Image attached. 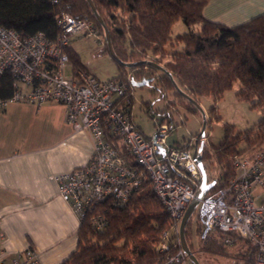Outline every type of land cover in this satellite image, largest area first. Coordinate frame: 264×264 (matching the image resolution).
<instances>
[{
	"label": "trees",
	"instance_id": "obj_1",
	"mask_svg": "<svg viewBox=\"0 0 264 264\" xmlns=\"http://www.w3.org/2000/svg\"><path fill=\"white\" fill-rule=\"evenodd\" d=\"M206 0H91L102 20L98 22L87 0H0V26L12 29L20 36L43 32L54 39L60 32L55 17L65 11L73 17H87L104 43L106 30L115 61L117 74L112 78L148 80L160 96L172 91L188 109L197 107L186 100L172 84L197 104L200 98L218 100L237 82L234 95L260 110V116L243 130H234L230 123L223 124V133L217 144L203 143L200 160L215 164L218 173L208 192L222 186L233 176L232 157L246 148L264 147V13L233 25L206 19L202 7ZM181 21L189 29L181 35L178 47L171 36L172 25ZM194 25L197 29H194ZM65 51L74 69L87 70L79 54L68 45ZM152 61L161 65L141 64L126 67L123 62ZM170 74L171 78L168 76ZM111 78V77H110ZM128 85L131 86L130 81ZM12 94V77L9 71L0 76V98ZM214 119H219L216 105L210 106ZM188 147V143L183 144ZM253 151V152H255ZM90 214H99L103 226L95 228L89 222ZM195 214V211L192 213ZM173 220L151 189L148 179L130 195L124 204L105 199L86 215L77 228L75 249L58 264H162L168 254L181 248L179 233ZM197 222L192 227L190 216L183 230L184 241L197 259L193 236L198 235ZM233 236V234H230ZM224 234L215 231L200 250L206 254L232 256L222 243ZM165 241L166 249L159 244ZM235 257L249 264L248 247L236 238ZM198 261V260H197ZM179 264V263H172ZM186 264H192L188 258ZM200 264V263H199Z\"/></svg>",
	"mask_w": 264,
	"mask_h": 264
},
{
	"label": "built area",
	"instance_id": "obj_2",
	"mask_svg": "<svg viewBox=\"0 0 264 264\" xmlns=\"http://www.w3.org/2000/svg\"><path fill=\"white\" fill-rule=\"evenodd\" d=\"M55 21L60 32L54 39L40 31L20 36L0 26V76L7 70L12 77V94L0 98V110L12 102L58 103L64 106L66 120L74 130L88 131L93 144L91 157L55 177L59 197L79 222L105 199L124 204L145 178L177 232L199 185L198 145L205 143V135L195 137L187 148L168 144L171 127L159 122L154 134L146 137L131 117L130 76L123 80L99 79L88 70L74 69L68 58L65 47L74 36L94 37L103 51L104 43L92 22L65 11H60ZM66 67L70 74L65 73ZM232 164L233 176L224 185L207 191L195 208L200 226L197 239L205 242L213 232L220 231L224 234L222 243L229 246L241 238L248 247L249 264H264V199L255 201L259 194L255 196V190L264 188V147L250 154H235ZM89 218L95 228L103 226L99 214H90ZM159 246L166 249L167 243L162 241ZM186 259L180 248L168 254L162 264H186ZM11 264H36L34 250L16 253Z\"/></svg>",
	"mask_w": 264,
	"mask_h": 264
},
{
	"label": "crops",
	"instance_id": "obj_3",
	"mask_svg": "<svg viewBox=\"0 0 264 264\" xmlns=\"http://www.w3.org/2000/svg\"><path fill=\"white\" fill-rule=\"evenodd\" d=\"M262 13L264 0H206L202 7L206 19L226 25ZM92 149L88 131L74 130L61 104L12 102L0 110V264L27 248L36 264H58L75 249L79 219L59 197L55 177L87 162Z\"/></svg>",
	"mask_w": 264,
	"mask_h": 264
},
{
	"label": "rangeland",
	"instance_id": "obj_4",
	"mask_svg": "<svg viewBox=\"0 0 264 264\" xmlns=\"http://www.w3.org/2000/svg\"><path fill=\"white\" fill-rule=\"evenodd\" d=\"M194 29H197L196 25H194ZM188 30L187 26L181 21L172 25L171 36L173 39L175 38L174 46L178 47V40ZM70 45L93 72L89 71L94 73L97 78H106L118 72L115 62L108 53L102 51L101 42L95 40L94 37L74 36L71 38ZM65 73L70 74L69 67L65 68ZM153 83L131 87V117L146 137L154 134L156 124L159 122L167 123L171 127L166 138L168 144L185 146L183 144L193 143L195 137L199 136L198 132L203 120L205 122L204 135L206 144H217L222 136L224 123L232 124L235 131L243 130L254 125L260 116L259 109L250 108L247 101L239 100L235 97L234 92L237 89V82L216 101H213L210 96L200 98L198 103L200 110L197 108L195 111L179 103L178 98L174 97L172 91L161 97L160 93L153 89ZM212 105H216L215 112L220 116L219 119L213 118L209 109ZM186 146L189 147V145ZM255 149L246 148L245 153H253ZM205 166L208 177L218 173V167L215 164L210 163L209 165L205 164ZM255 196L256 202L264 199V188L256 189ZM191 217L192 227H195L198 222L197 218L195 214H192ZM192 239L195 252L197 253V260L200 264H243V259L234 256L238 249L237 245L226 247V250L232 256L212 255L203 253L200 250L199 246L204 242H200L196 234Z\"/></svg>",
	"mask_w": 264,
	"mask_h": 264
},
{
	"label": "water",
	"instance_id": "obj_5",
	"mask_svg": "<svg viewBox=\"0 0 264 264\" xmlns=\"http://www.w3.org/2000/svg\"><path fill=\"white\" fill-rule=\"evenodd\" d=\"M92 12L95 15V18L98 20V22L100 24H102V20L101 18L98 16V14L96 13L94 6L91 2V0H87ZM104 40L106 42V46H107V51H108V55L115 61H119L118 58L116 57V55L114 54L109 38H108V34L106 32V30L104 31ZM141 64H150L153 65L155 67H157L158 69H162L161 65L155 64L152 61H146V60H142V61H138V62H123V65H125L126 67L129 66H135V65H141ZM168 76L171 78L170 74H168ZM148 83V80L142 79L140 81H136L133 80L132 78H130V84L132 86H141V85H145ZM173 86L175 87L176 90L179 91V93L188 101H190L191 103H193L199 110L200 107L199 105L190 97H188L186 94H184L181 90H179L176 87V84L172 81ZM203 115V113H202ZM204 120L202 122V126L198 132V135L200 137H204ZM204 142H200L198 145V149L201 150L202 146H203ZM199 159H200V154H199ZM198 168L201 174V178L199 181V185L196 188L193 197L191 198V200L189 201L188 205L186 206L183 215L179 221V226H178V233H179V239H180V244H181V249L183 251V253L186 255V257L188 258V260L192 263V264H199V262L197 261L196 257L194 256V254L188 249L185 241H184V237H183V230L184 227L189 219V217L192 215V213L195 211V208L199 202V200L201 199V197L208 191V189L212 186V184L214 183V180L207 182V176H206V172L205 169L203 167L202 161L199 160L198 162Z\"/></svg>",
	"mask_w": 264,
	"mask_h": 264
}]
</instances>
